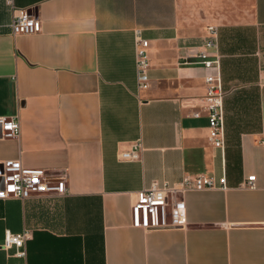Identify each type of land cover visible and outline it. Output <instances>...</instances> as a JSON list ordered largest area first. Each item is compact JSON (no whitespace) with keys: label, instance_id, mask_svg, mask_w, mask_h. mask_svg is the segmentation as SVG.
<instances>
[{"label":"crops","instance_id":"crops-1","mask_svg":"<svg viewBox=\"0 0 264 264\" xmlns=\"http://www.w3.org/2000/svg\"><path fill=\"white\" fill-rule=\"evenodd\" d=\"M42 22L13 36L0 0V137L7 160L65 175L64 195L0 198V264H264V0H13ZM215 29L224 148L210 139L206 70L195 57ZM149 41L139 89L135 36ZM141 138V159L119 154ZM204 174L227 188L182 195L185 228L133 223L137 191ZM255 175L256 187L242 183ZM0 179V187H1ZM32 230L26 255L6 230Z\"/></svg>","mask_w":264,"mask_h":264},{"label":"built area","instance_id":"built-area-1","mask_svg":"<svg viewBox=\"0 0 264 264\" xmlns=\"http://www.w3.org/2000/svg\"><path fill=\"white\" fill-rule=\"evenodd\" d=\"M13 9V21L9 25L13 36L37 35L42 32V22L26 10L14 7L13 0H7ZM0 26V34H2ZM211 36L199 47L195 57L206 70V93L204 106L209 112L210 139L219 148L225 146L224 136V97L222 88L221 62L217 51L215 29L209 28ZM149 41L144 39L141 31L135 36V55L138 72L139 89H147L149 85ZM22 125L19 116H0V137L16 138L21 135ZM144 145L141 138L137 139L130 150L119 154L123 161L141 159ZM0 198H27L34 193L64 195L68 192L65 175L51 177L44 168H30L23 165L20 159L7 160L0 168ZM256 176H249L242 185L255 188ZM227 188L226 178L218 181L211 176L200 174L186 176L177 183L153 182L151 186L136 192L132 203L133 223L145 229L185 228L186 206L182 195L190 190ZM32 238V230L22 232L5 231L3 248H16L18 256L26 255V244Z\"/></svg>","mask_w":264,"mask_h":264}]
</instances>
